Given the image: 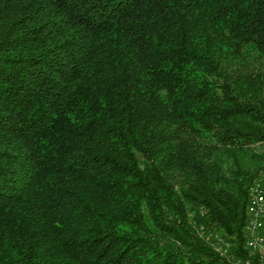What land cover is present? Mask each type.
Returning a JSON list of instances; mask_svg holds the SVG:
<instances>
[{
    "label": "trees",
    "instance_id": "1",
    "mask_svg": "<svg viewBox=\"0 0 264 264\" xmlns=\"http://www.w3.org/2000/svg\"><path fill=\"white\" fill-rule=\"evenodd\" d=\"M262 144L264 0H0V264H260Z\"/></svg>",
    "mask_w": 264,
    "mask_h": 264
},
{
    "label": "built area",
    "instance_id": "2",
    "mask_svg": "<svg viewBox=\"0 0 264 264\" xmlns=\"http://www.w3.org/2000/svg\"><path fill=\"white\" fill-rule=\"evenodd\" d=\"M250 220L246 226L247 244L257 248L264 245V169L250 187L248 204Z\"/></svg>",
    "mask_w": 264,
    "mask_h": 264
},
{
    "label": "rangeland",
    "instance_id": "3",
    "mask_svg": "<svg viewBox=\"0 0 264 264\" xmlns=\"http://www.w3.org/2000/svg\"><path fill=\"white\" fill-rule=\"evenodd\" d=\"M261 147H262V149H264V144H262L261 145ZM264 169V165H263V167H262V169H261V172H262V170ZM261 172L259 173V174H261ZM260 175H258L257 177H259ZM255 181V180H254ZM254 183V182H253ZM252 183V184H253ZM252 184H251V186H252ZM250 186V187H251ZM249 197H250V190H249ZM246 235H247V233H246ZM211 237H214L215 238V236H214V234H212V236ZM246 238H247V236H246ZM222 242V241H221ZM224 242H225V244L224 245H219V250L223 253V254H227V246H228V243H227V241H225L224 240ZM246 245H247V247L249 248V245L247 244V239H246ZM251 247V246H250ZM253 248V249H252ZM250 250H251V252H253V253H258L259 255H260V264H264V245L263 246H259V247H257V248H254V247H251V248H249ZM243 264H252L251 263V261L250 260H248L247 262H245V263H243Z\"/></svg>",
    "mask_w": 264,
    "mask_h": 264
},
{
    "label": "bare ground",
    "instance_id": "4",
    "mask_svg": "<svg viewBox=\"0 0 264 264\" xmlns=\"http://www.w3.org/2000/svg\"><path fill=\"white\" fill-rule=\"evenodd\" d=\"M249 248H251L250 246H249ZM253 249V248H252Z\"/></svg>",
    "mask_w": 264,
    "mask_h": 264
}]
</instances>
